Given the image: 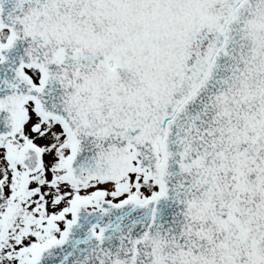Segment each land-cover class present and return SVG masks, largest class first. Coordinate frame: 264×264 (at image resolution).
<instances>
[{
    "label": "snow or ice",
    "instance_id": "1",
    "mask_svg": "<svg viewBox=\"0 0 264 264\" xmlns=\"http://www.w3.org/2000/svg\"><path fill=\"white\" fill-rule=\"evenodd\" d=\"M0 264H264V0H0Z\"/></svg>",
    "mask_w": 264,
    "mask_h": 264
}]
</instances>
